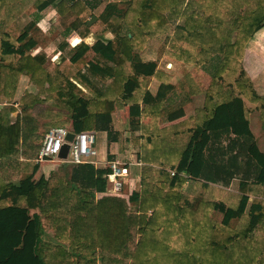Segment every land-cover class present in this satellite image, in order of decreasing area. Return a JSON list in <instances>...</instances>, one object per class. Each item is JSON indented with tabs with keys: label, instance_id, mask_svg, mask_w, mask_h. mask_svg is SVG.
<instances>
[{
	"label": "trees",
	"instance_id": "obj_1",
	"mask_svg": "<svg viewBox=\"0 0 264 264\" xmlns=\"http://www.w3.org/2000/svg\"><path fill=\"white\" fill-rule=\"evenodd\" d=\"M4 1L0 0V21H8L10 16ZM202 2L203 4L200 5ZM202 2L201 0L194 2L195 6H201V9L195 13L205 11L208 14L207 19L188 20L185 27L197 29L201 31L202 37H207L208 33L215 34L214 29L206 23L207 20H210L211 24L217 22L221 25L220 27L224 25V19L219 10L222 4L219 0H203ZM184 4L185 0H131L123 14L117 13L116 6H107L104 13L105 20L109 21L115 16L121 17L133 29L134 34L131 37L119 39L120 25H118V30L113 31L116 36L114 40L101 39L93 46L82 43L76 47L72 56V63L82 66L87 64L85 56L93 51L99 60L113 64V67L95 62L87 64L92 77L101 78V83L108 80L105 84L96 85L98 89L93 96L85 98L77 97L72 93L68 94L67 103L72 109V129L70 130L76 134L94 132L96 160L99 164L101 160L106 163L103 168L97 167L99 164L90 163L74 166L70 178L73 188L65 189V193L73 199L74 206L69 213L73 220L69 222V225L74 233V243L87 247V253L82 257L89 256L90 250L95 252L98 249L109 254L125 256L133 237L132 231L138 227L141 239L134 251L132 264H231L230 260H227L214 247L193 244L191 226L208 223V214L212 209L223 214L224 226H229L234 220L243 219L248 213L249 226L244 235H250L264 225L263 202H254L249 208L248 187L264 186V154L258 148L249 128V112L244 101L250 100L259 106V109H264V98L257 95L252 80L247 76L244 68L249 42L264 29V0H255L244 15L240 12L235 13V20L227 27V31L224 30L223 35L218 34L219 50L222 54L226 53V59L225 66L224 64L222 68L217 66L215 77L224 73L226 68L230 73H235L240 67L244 76L235 80V83L229 82L227 89L223 86L225 83H216L219 80L210 84L204 113L200 114L196 125L191 123L189 126L192 128L186 130L190 142L180 149V146L168 142L167 133L171 132L169 129L157 130V132L154 130L155 132L153 131L150 135L151 129L155 128L152 126H148L147 138L142 135L145 139V147L154 144L153 149L162 151V160L156 162L149 155H145V159L142 158L141 161L146 166L141 169L152 171L150 165L158 163L165 186L169 184V192L164 194L162 190H159L156 193H150L147 190L148 187L144 185L143 191L140 194L133 192L128 201L112 196L96 201L97 194L107 193V175L111 173L107 165L116 161L112 155L101 159L103 144L107 140L110 142L119 140V132L114 128V111L117 107H122L121 100L128 85H133L135 91L136 88H144L147 79L158 77L157 62L144 61L142 56L134 53L136 47L144 50V45H147L150 38L135 25V19H141L145 12H151L152 17H155L156 14L174 7L181 11ZM37 5L39 12H44L49 7L57 9L63 24L70 30L77 29L79 24L83 23L84 15L90 12L88 4L82 0H77L72 6L65 0H40ZM111 10L115 11L110 15ZM116 13L118 15H115ZM213 17L216 19L212 20ZM33 26L34 24L28 29ZM233 33H237L235 41L230 43ZM27 38L28 34L25 33L19 40L26 41ZM34 45L32 40H29L23 46L15 48L9 41L4 40L2 54L19 57L21 69L31 74L32 80L39 86H45L51 82L50 76L43 67L45 56H32L26 51V49H33ZM202 53L209 55L207 50H203ZM83 79L87 83L90 82L87 76H83ZM172 88L170 85L161 84L156 97L146 91L144 103L150 104L153 101L156 104L163 101L168 90ZM215 93L220 96V99L211 103ZM141 115L143 114L139 106L130 108V127L133 132L140 131ZM218 121L224 126L214 128L219 125ZM22 134L23 129L20 123L6 124L0 119V160L16 152ZM98 134L101 135L99 144H97ZM142 137L140 136V139ZM200 143H203L205 147ZM189 179L207 185H222L225 188L230 187L234 181H238L243 195L239 202L228 206L225 203L213 204L199 199L192 206V213L187 218L178 200L181 198L180 190ZM46 184L43 181L39 186H32L25 193L20 191L22 185L9 184L0 188L2 189L0 193V203H2L0 205V264H47L45 256L39 249L44 236L41 215H48L53 210H59L64 201H51L47 197ZM6 201L12 203L4 205ZM67 202H70V199ZM136 202H139L138 214L131 213L129 210V204ZM150 210H154L152 212L154 217L147 219ZM181 215L183 218L180 221ZM63 229L66 227H61V230ZM57 254H55L56 258L58 256L63 258L59 264L82 263L74 262L72 257L67 256L62 249Z\"/></svg>",
	"mask_w": 264,
	"mask_h": 264
},
{
	"label": "rangeland",
	"instance_id": "obj_2",
	"mask_svg": "<svg viewBox=\"0 0 264 264\" xmlns=\"http://www.w3.org/2000/svg\"><path fill=\"white\" fill-rule=\"evenodd\" d=\"M39 1H4L10 16L8 21H0V119L6 124L20 123L23 134L16 152L12 156L0 160V188H4L9 184L22 185L20 191L25 193L32 186H39L44 181L47 183V197L53 202L64 201L62 206L60 205L59 210H53L48 215H41L44 223V236L39 249L45 256L47 264H59L63 260L62 257H55V254L60 249L65 251L67 256L70 255L74 262L81 261V264H132L134 251L141 239L138 227L132 231L133 237L126 249L125 256L124 254H109L98 249L95 252L90 250L92 255L89 254L87 257H82L83 254L87 253V247L74 243V233L69 225V222L73 220L69 214L74 206L73 199L69 194L65 193V189L73 188L70 178L75 165L61 162H37L46 134L53 128L65 127L70 129L72 127V109L67 103L68 94L72 93L77 97L89 98L98 89L96 85L101 83V78L92 77L87 64L92 62L100 63L104 66L108 64L99 60L93 51H90L85 56L86 65L77 66L73 64L71 59L76 47L82 43L93 46L101 39L114 40L116 36L113 31L118 30V25H120L119 39L126 36L131 37L134 31L126 20L115 16L106 21L104 17L107 6L114 5L117 13L120 14L122 12L123 14L128 9L131 0H82L88 4L90 12L84 15L83 23L79 24L77 29L72 30L63 24L60 12L57 9L49 7L44 12H39L37 9ZM65 1L70 6L77 2V0ZM196 1L185 0L181 11L174 7L168 11L156 14L155 17H152L151 12H145L141 19H135V25L141 28L145 35L148 34L150 38L147 45H144V50H139L136 47L134 53L144 56V58L153 57L161 64L165 60L163 68L166 71L173 69L174 73H177L178 69L176 66L172 68L174 63L171 60L172 58L178 57L175 59L186 63L192 62V67H185V72L198 75L195 81L196 84L197 82L199 83L198 86L208 90L207 88L213 81L219 80L216 83H225L223 86L227 89L228 85H230L228 83H235L238 78H243L244 72L240 67L235 73H230L225 67L224 73L222 72L221 75L215 77L217 66L219 65L221 68L223 64L225 66L226 59V53L222 54L219 50L218 34L223 35V31H227V27L234 22L235 13L240 12V14L244 15L247 8L253 5L255 0H219L220 4H222L219 10L222 19H224V25L220 27L221 25L217 22L211 24L212 22L207 20L206 23L215 32L214 35L208 33L209 36L207 37H202L201 31H197V29L193 30V28L188 29L185 27L188 20L207 19L208 14L205 11L195 13L201 9V6L194 5ZM202 4L203 2L200 5ZM114 11L111 10L109 14H114ZM117 13L115 15H118ZM94 16L96 21L90 24ZM215 19L213 17L212 20ZM71 21L74 22V20ZM32 24L34 26L28 29ZM25 33L28 34V38L26 41H20L19 39ZM236 34L233 33L231 35L230 43L235 41ZM4 40L9 41L15 48L23 46L29 40H32L35 44L34 48L31 50L26 49V51L32 56H45L43 67L50 76V84L39 86L32 80L31 74L21 69L22 65L19 57L4 56L2 54ZM223 43L226 44V42ZM203 50H207L209 55L208 53H202ZM256 51L264 54V48ZM108 65L113 67V64ZM83 76H87L90 82L84 81ZM107 81L102 83L105 84ZM258 84L263 89L262 82H258ZM176 102L178 105L172 108L173 112L179 111V106H183L181 105L183 103L181 100ZM172 109L170 108V112H172ZM177 114L175 113V115ZM179 114L176 117L178 119L185 115L183 110ZM167 115L163 118L165 124L170 121ZM118 117L122 122L131 120L130 108H127L126 111H121ZM219 122V125L214 126V128L224 126ZM251 123L252 127L251 125L249 126L251 132L255 138V135H258V139L256 138L258 148L264 149V131L261 130L263 123L259 114L254 115ZM120 129L123 134L127 132L118 146V150L122 155L121 161L123 163H133L134 155H136L134 150H137L134 146L136 144L135 141H137L135 139L136 135H134L135 132L132 131L128 124H123ZM140 136H137L138 141ZM100 139L101 135L98 134L97 144L100 143ZM200 144L204 145L203 143ZM160 168V166L156 165V167L153 166L152 171L151 169H141L139 171V168L135 169L133 167L134 177L143 175L141 181H138L137 184L140 190L138 191L139 194L145 187H148L147 190L150 193H156L159 190H162L164 194L169 192V184L165 186L166 183L162 180L159 172ZM188 182L180 190L181 198L178 200L183 206L184 214L187 218L192 213V206L199 199L213 204L225 203L228 206L239 202L243 195L240 190V182L238 181H234L228 188L222 185H207L192 179H189ZM127 183L129 185V181ZM128 185L125 186L126 188L122 191V194L109 190H107L106 194H97L96 201L106 196L123 198L128 201L133 194V191H129ZM144 185L145 187L143 188L142 186ZM1 191L2 189H0V193ZM248 194L250 196L249 208L254 202H263L264 204V186L260 188L249 186ZM68 199H70V202H67ZM11 203V201H6L4 205ZM138 209L139 202L129 204L131 213L138 214ZM152 212L154 210L148 212L147 219L154 217ZM247 214L243 219L234 220L229 226H224L222 223L223 214L212 209L208 214V223L191 226L193 244L203 245L208 248L214 247L227 260H230L231 264H264V225L258 227L250 235H244L249 226ZM182 218L181 215L180 221ZM61 227H66V229L61 230Z\"/></svg>",
	"mask_w": 264,
	"mask_h": 264
},
{
	"label": "crops",
	"instance_id": "obj_3",
	"mask_svg": "<svg viewBox=\"0 0 264 264\" xmlns=\"http://www.w3.org/2000/svg\"><path fill=\"white\" fill-rule=\"evenodd\" d=\"M261 48H264V29L259 31L255 35L253 40L249 42L244 60V68L246 70L247 76L252 80L257 95L264 98V54L258 53L256 51V50H261ZM175 58L171 59L174 62L172 64V68L176 66V68L179 70V71L177 70V73L176 72L174 73L173 69L170 71H166L163 68V64L165 60L161 64L160 62H157V59H154L153 57L144 58L143 56L144 61L153 60L157 62L158 77L147 79L146 84H144V88L141 89V87H139L136 88L135 91H134L135 87L133 85H128L124 93V96L121 100L122 107H117L113 113L114 128L116 131L119 132V140L118 142H110L109 140L106 139L107 141L106 143L103 144V147L101 149V154H103L101 159H105V157H107L108 155H112L115 157V160L122 162L121 161L122 155L118 150V146L121 143L122 139L124 138L123 137L124 134L127 132H124L123 134V131L120 129V126H122L123 124H128V126L130 127V120L127 122H122L120 119H118L119 118L118 114L121 111H126L127 108H131L132 106H139L141 108V113L143 114L141 115L139 122V125H141L140 131L135 132L134 134L136 135L135 139L137 140L135 141L136 144L134 146L136 147L137 150H134L136 151V155H134L133 163L137 159L140 160L142 158L145 159L146 157L145 155H149V157L153 160L155 159L156 162L162 160L161 157L162 151L160 149L157 150L153 149L154 144H152L149 147L144 146L145 139H143V137L147 138L149 134L147 133L149 131L148 126L155 127L154 129L153 128L151 129L150 135L153 134L154 130L157 132V130L169 129L171 132L167 133L169 140L168 142L176 144V146H180V149L185 147L190 142V140L188 139L189 134L186 133V130L192 128V126H189L191 125V123L196 125L199 120L200 114L204 113L203 111L206 105L208 90L198 86L199 85L198 82L197 84L195 83L196 77L198 76L197 74L192 75V73L190 72H185V67L188 66L189 68L192 67L191 65L192 62L186 63ZM258 82H262L263 89L261 88V85L258 84ZM161 84L170 85L173 88L168 90L167 95L163 101L156 104L153 101L150 104H145L144 103L145 92L146 91L150 92L153 97H156L161 87ZM219 99L220 96L217 95V93H215V98L211 101V103L217 102ZM178 100H181L183 102L181 104L183 106H179V111L176 110L178 112L176 111L173 112L172 108L178 105V103L176 102ZM244 101L248 108V112H249L248 117L251 127H252L251 121L253 122L254 115L259 114L260 120L263 123L261 130L264 131V109L263 110L259 109L258 108L259 106L253 104L250 100L245 99ZM170 108L172 109V112H170ZM182 110L184 111L185 115H183V117H181L180 119L176 118L180 114H182V113L179 114V112ZM175 113L178 114L175 115ZM166 115L169 116V120H170L167 121V124H165L163 120V118L166 117ZM138 135H141V137L143 135V137L139 141L137 139ZM255 136L258 139V135ZM256 138L255 140H257ZM260 151L264 154V149H260ZM126 163L133 164L129 162ZM156 165L158 164L154 163V165H150V166H152L153 168V166L156 167ZM105 166H106L105 161L101 160L100 164L97 167L103 168ZM133 167L135 166H131V176L128 179L130 186L128 184L127 185L129 191L138 192L140 190L138 189L137 184L138 181H141L143 175L134 177ZM137 168H139V171L141 170V167L136 166L135 169ZM188 183L189 182H186L184 186H186Z\"/></svg>",
	"mask_w": 264,
	"mask_h": 264
},
{
	"label": "built area",
	"instance_id": "obj_4",
	"mask_svg": "<svg viewBox=\"0 0 264 264\" xmlns=\"http://www.w3.org/2000/svg\"><path fill=\"white\" fill-rule=\"evenodd\" d=\"M69 132L73 131L65 127L51 129L44 137L37 162H61L75 166L86 163L98 165L94 132L75 133V138L70 143L68 158L66 160L59 158L63 146L67 143L66 138ZM143 165L144 163L140 159H137L133 164L122 163L117 160L108 164L107 167L111 170V173L107 175L108 190L122 194L124 185L128 184L127 181L131 176V166L142 167Z\"/></svg>",
	"mask_w": 264,
	"mask_h": 264
},
{
	"label": "water",
	"instance_id": "obj_5",
	"mask_svg": "<svg viewBox=\"0 0 264 264\" xmlns=\"http://www.w3.org/2000/svg\"><path fill=\"white\" fill-rule=\"evenodd\" d=\"M96 21V17L94 16L92 20L90 21V24L94 23ZM75 138L74 132H69L68 136L66 138L67 143L63 146L62 151L60 153L59 158L62 160H66L68 158L69 150H70V143L73 142Z\"/></svg>",
	"mask_w": 264,
	"mask_h": 264
},
{
	"label": "bare ground",
	"instance_id": "obj_6",
	"mask_svg": "<svg viewBox=\"0 0 264 264\" xmlns=\"http://www.w3.org/2000/svg\"><path fill=\"white\" fill-rule=\"evenodd\" d=\"M125 186H126V185H124V190H125V188H126Z\"/></svg>",
	"mask_w": 264,
	"mask_h": 264
}]
</instances>
